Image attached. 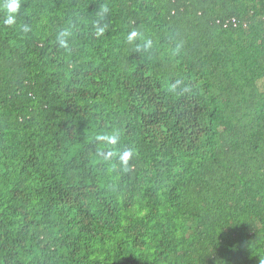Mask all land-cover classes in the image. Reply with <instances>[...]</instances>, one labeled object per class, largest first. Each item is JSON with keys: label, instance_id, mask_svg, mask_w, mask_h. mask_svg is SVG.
<instances>
[{"label": "trees", "instance_id": "trees-1", "mask_svg": "<svg viewBox=\"0 0 264 264\" xmlns=\"http://www.w3.org/2000/svg\"><path fill=\"white\" fill-rule=\"evenodd\" d=\"M4 3L0 264H264V0Z\"/></svg>", "mask_w": 264, "mask_h": 264}, {"label": "clouds", "instance_id": "clouds-1", "mask_svg": "<svg viewBox=\"0 0 264 264\" xmlns=\"http://www.w3.org/2000/svg\"><path fill=\"white\" fill-rule=\"evenodd\" d=\"M21 6V0H6V3H4L3 7L6 10L5 18L3 20V23L7 26H12L16 24L17 20V14L19 12ZM108 12L107 6H104L102 8L101 14H100V19H103V16L106 15ZM23 31L27 32L29 31L28 26H24ZM104 31V27L99 26L98 22V34H102ZM70 33L68 30H64L58 34V40L61 46L67 47V40L65 39L67 36H69ZM138 33L136 31H132L127 39L129 43L133 42L135 38L137 37ZM151 45V41H147L145 44V47H149ZM179 83V82H177ZM175 87V86H174ZM101 140H106L111 144H115L117 142L118 137L115 135L112 136H101L99 137ZM109 156L111 153L108 154ZM132 153L130 151H125L123 155L121 156V161L126 165L129 158L131 157Z\"/></svg>", "mask_w": 264, "mask_h": 264}, {"label": "built area", "instance_id": "built-area-1", "mask_svg": "<svg viewBox=\"0 0 264 264\" xmlns=\"http://www.w3.org/2000/svg\"><path fill=\"white\" fill-rule=\"evenodd\" d=\"M233 21H235V20H233Z\"/></svg>", "mask_w": 264, "mask_h": 264}]
</instances>
